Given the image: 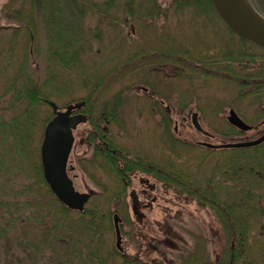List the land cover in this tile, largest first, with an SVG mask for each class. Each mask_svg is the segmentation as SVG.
Wrapping results in <instances>:
<instances>
[{"label":"rangeland","instance_id":"1","mask_svg":"<svg viewBox=\"0 0 264 264\" xmlns=\"http://www.w3.org/2000/svg\"><path fill=\"white\" fill-rule=\"evenodd\" d=\"M101 1L95 0L93 3L100 4ZM249 1L255 7L264 9L259 0ZM154 2L160 8L157 12L150 10L151 7L148 6L149 8L139 13V10L134 8L135 0L129 2L118 0V6L110 9L104 16L99 14L97 9L91 8L86 26L90 31H99L101 44L100 42L92 44L89 62L86 61V57L78 72L64 71L57 67L55 73L49 75L44 70L46 45L43 44L40 27L39 30L36 28L35 36L34 32L28 33L22 28L19 30L18 22L6 17V14L10 15L7 8L8 0H0L1 102L8 98V94L13 93L11 90L13 84L16 82L17 85L21 84L17 81L20 75L17 71L22 66L24 73L34 78L37 85L43 86L42 91L47 94L48 100L55 102L59 107L88 96L87 106L85 105L82 111L89 115V121L94 126L104 125V122L99 124L98 121V115L102 110L117 111V115L112 116L114 122L108 125L111 131L107 139L121 150L122 155L143 159L142 164L146 168L148 165L145 162L151 167L164 170L169 167L174 174L180 172L182 178L191 175L210 189L216 203L228 206L235 215L243 217L244 214H249L246 216L249 219L245 225L248 226V222L250 224L248 245L251 254L248 257L253 261V246L264 244V214L253 217L248 208L258 204L264 208V160L256 164L258 170L255 173L259 177H251L245 173V168L240 170L247 160L250 161L248 154L244 157L238 156L241 158L237 159V156L230 152L232 148L213 149L199 143L217 144L257 137L264 126L260 124L264 121V99L251 103V96L244 95L239 103L235 98L238 89L232 79H228L225 70L202 66L200 59L199 62H195V59L192 61L181 59L184 58L183 48L189 49L192 57H198L201 54L200 50L204 48H208L210 54L217 48L219 51L235 53L237 50L235 45L242 47L237 37L230 35L228 27L215 14L208 1L204 4L200 0L203 6L205 5L203 7L207 12L205 16L193 14L190 8L173 11L172 0ZM124 4L130 5L124 8ZM14 28L17 30L14 31ZM116 32L118 33L115 34ZM115 36H117L115 40H110ZM167 36H172L170 43L178 50L177 62L185 66L184 70H176V61L167 62V55L158 64L148 68L149 70L146 67L142 69V65L139 69L133 70L126 65L116 68L114 66L120 64L121 60L113 61L112 56L115 52H121V55L126 49L120 51V47L115 50L105 47L104 52L101 49L105 45L112 48V45L117 46L124 41L126 47L130 46L131 49L136 47L137 51L142 47L149 52L145 48L148 46H152L153 51H158L155 46L158 47L159 41L167 43ZM122 37L124 40L119 41ZM33 42L36 44L34 50ZM230 42L234 47H229V44H232ZM92 63H98L99 66L92 69ZM187 66H191L193 70ZM179 72L181 73L178 74ZM140 85L147 87L146 94L139 88ZM94 86L96 88L92 91ZM15 97L16 95L13 99L16 101ZM158 99H163L167 104V115L164 114V107ZM12 108L7 107L5 118L16 113L19 106L17 110L10 111ZM229 108H233L244 122L258 125L257 128L232 136L228 127L230 124L226 119ZM39 109L38 126H35L31 142L33 149L31 160L39 163L41 167L39 148L44 128L41 127V120L45 116L51 118L53 113L46 104L41 105ZM192 111L197 113L198 122L208 135L201 133L192 125L190 119ZM257 111L259 115L261 114L260 119L256 118ZM185 116L187 118L182 120ZM89 125L80 124L74 131L75 141L69 159L75 166L73 171L76 174L73 178L75 188L79 191H92V197L85 208L95 209L99 228L102 230L99 243L102 245L104 255L110 257L111 264H120L122 255L126 258H136L140 264H182L183 256L193 250L194 237L203 239L202 260L215 261L220 258L228 242L216 211L209 203L202 204L203 201L167 181V177L159 179L149 172L138 173L151 174V179L156 181L158 199L153 209L147 212L148 223L146 225L137 223L132 216L128 196L131 188L138 189L137 178L129 175L130 179L123 181L125 185L122 190L121 182L116 180L112 167L106 163L107 153L95 149V141L98 139L97 145H101V140L97 136L94 138L93 134L96 135V132H91ZM6 133L7 130L4 134ZM169 134L176 138L177 143L182 144L174 147V152L167 149ZM12 150L9 146L5 153L7 161H3L1 170L17 161L11 159ZM263 155L264 146L262 151L258 152V158H264ZM117 163L121 165L118 160ZM19 167L23 170L24 164H20ZM260 173L263 175L260 176ZM182 178L179 180L181 183ZM233 183L242 190L238 191ZM238 192L243 196L241 202L237 200L240 197ZM114 212L122 219L120 228L123 251L120 254L114 249L116 248L112 223ZM84 227L86 226L82 224V231H86Z\"/></svg>","mask_w":264,"mask_h":264},{"label":"trees","instance_id":"2","mask_svg":"<svg viewBox=\"0 0 264 264\" xmlns=\"http://www.w3.org/2000/svg\"><path fill=\"white\" fill-rule=\"evenodd\" d=\"M93 1L95 0H8L7 8H9L12 17L8 14H6V17L16 20L19 24L17 27L19 30L22 28L28 33L34 32V36L36 28L37 30L41 29L43 44L46 45L44 56L46 74H54L57 67L64 71L78 72L82 68L81 63L85 61L84 59L87 57L86 61L89 60L92 44L94 42H100L99 44H101L102 42L98 36L99 31H90V28L86 26V20L91 14L90 9H97L98 13L104 16L110 9L118 6V0H102L100 4H94ZM135 1L134 8L139 10V13L149 8L148 6L151 7L150 10L156 12L160 9L158 4L154 2L155 0ZM201 1L204 4L208 1L213 9L210 0ZM259 2L264 6V0H259ZM251 4L253 5L252 2ZM129 5L124 4L123 7L126 8ZM204 6L200 0H172L173 11L190 8L193 14L198 15L199 13L205 16L207 12L203 8ZM253 7L264 16V9L261 10L254 5ZM15 30L17 29L14 28ZM228 32L230 35L237 37L241 43L242 47L235 45L237 49L235 53L225 52L224 50L219 51V48H217L218 50L216 49V51L209 54V49L204 48L200 50L201 54H198V57H192L193 54L188 52L190 50L183 48L182 55L184 58L181 59L187 61L195 59V62H199L200 59L202 66L225 70L228 79H232L238 89L235 98L239 100V103L244 95L251 96V103L260 101L264 99V49L242 39L229 28ZM170 37L167 36V43L163 41V44L159 41L158 47L155 46L158 51H153L152 46L145 47L149 52L142 49V47L140 51H137L136 47L134 49H131L130 46L126 47L125 43L123 44L124 41L120 45H112V48L105 45L101 49L103 52L105 47L111 50L120 47V51L123 48L126 49L123 54L120 55L121 52H115L112 56L111 60L113 61L119 62L118 60H121L120 64L114 66L116 68L126 65L129 66L130 70H133L139 69V66L142 65V69L146 67L149 70L148 68L158 64L167 55V62L176 61V70H184L185 66H181L180 62H177L176 51L178 50L170 43ZM116 38L117 36L110 40ZM120 40H124V38H119ZM233 45V43L229 44V47H234ZM35 46L36 44L33 42V50ZM142 58H145V60L142 61ZM91 66L94 69L99 65L98 63H92ZM190 67L187 66V68L193 70ZM17 74H20L17 81L21 84L17 85V82L13 84L11 87L13 93L8 94V98H5L3 103L1 102L2 96H0V264H111L110 257L104 255L102 245L99 243L102 230L99 228L95 209L86 207L83 212H78L65 207L50 191L42 176L40 164L31 160L33 157L31 142L33 141L32 136L35 126H38V111L41 105H48V96L42 91V85H37L34 78L24 73L22 66H20ZM95 88V86L92 87V91ZM14 95H16V101L13 99ZM86 98L84 99L87 106ZM8 106L13 107L9 109L10 111L17 110V106H19V109L16 113L5 118ZM254 113H256V110ZM260 116L261 114L259 115L257 111L256 118L260 119ZM49 118L45 116L41 120V127L45 126ZM7 126H11V128L9 129ZM228 127L232 136L242 134V131L236 127L231 125ZM94 128L96 130V135L93 134L94 138L97 136L100 140L103 139L101 127L95 124ZM5 130L8 133L4 134ZM167 142L169 152H174V147L177 148L182 145L177 143L176 138L171 134H169V141ZM95 143L96 150L107 153L105 156L106 163L112 167V171L117 177L116 180L121 182L122 190L125 185L123 182L125 173L136 169L147 170L159 179H166L167 177V181L176 184L185 193L187 192L203 201L202 204L209 203L210 207L216 211L222 222L225 238L228 242L223 248L220 258L215 261L202 260L204 255L203 239L194 237L193 250L183 256L181 259L182 264H264V244L253 246V261L249 260L251 257H248L251 254L248 245V228L250 224L248 222V226H246L245 223L249 219L247 218L249 214H244L243 217L235 215L234 211L230 210L228 206L216 203L215 196L210 193V189L191 175H185L182 178L180 172L174 174L173 170L167 167V176H165L164 172L166 170L162 168L152 170L146 168L142 164V158L140 160L122 154L121 156L110 154L102 144L97 145L96 141ZM9 146L13 149L11 159L17 161L8 168L1 170L3 161H7L5 153ZM263 146L264 142L252 147L232 148L230 152L232 155L237 156V159L248 154L250 161L247 160L242 167L239 164L238 166L240 170L245 168L247 175L259 177L255 171L258 170L256 164L264 160V158H258V152L262 151ZM110 147L121 151L113 143L110 144ZM238 156L241 157L238 158ZM118 159L121 160V165L117 163ZM20 164H24L23 170L19 167ZM262 175L260 173V176ZM181 178L182 183L179 182ZM233 184L235 185V183ZM235 186H232V188H235ZM237 188L238 191L242 190L239 187ZM238 194H240V197L237 200L239 199V202H241L243 196L239 192ZM252 208L254 213H252ZM248 211L253 217H260L264 214V208L260 204L248 208ZM82 224L86 226L84 227L86 231H82ZM114 249L117 254H120L116 248ZM255 258L257 261H254ZM120 264H140V262L136 258H126L122 255Z\"/></svg>","mask_w":264,"mask_h":264},{"label":"water","instance_id":"3","mask_svg":"<svg viewBox=\"0 0 264 264\" xmlns=\"http://www.w3.org/2000/svg\"><path fill=\"white\" fill-rule=\"evenodd\" d=\"M212 7L223 23L236 35L246 41L264 49V16L261 15L249 0H210ZM53 116L47 121L43 129L42 140L39 148L42 174L52 194L65 207L71 210L83 212L85 204L90 197L88 191H79L73 184V176L69 174L74 166L69 161V154L73 145V130L77 125L86 121V115L82 112H74L84 106L85 101L68 103L63 109L47 100ZM193 126L208 135L198 122L197 113H191ZM230 125L241 131L251 129V125L244 122L234 111L228 109L226 116ZM264 141V130L255 138L244 141H233L226 143L201 142L199 144L213 148H240L258 145ZM143 178L140 177V180ZM130 207L136 214L137 200L134 192L130 194ZM119 216L113 214L114 244L122 251L121 234L119 228Z\"/></svg>","mask_w":264,"mask_h":264},{"label":"flooded vegetation","instance_id":"4","mask_svg":"<svg viewBox=\"0 0 264 264\" xmlns=\"http://www.w3.org/2000/svg\"><path fill=\"white\" fill-rule=\"evenodd\" d=\"M139 88H141L142 91H144L143 92L144 94L147 93V89H146L147 87H142L140 85ZM158 101H159V103H161L163 105L164 111H165L164 114L167 115V104L165 103V101L163 99H158ZM78 111H81V110H78ZM116 112L117 111L113 112L111 110H107L106 109L105 111H101L100 112V115H98V119H99V124H100V122H104V125L101 126V124H100L101 129L103 131V136H102L103 139H101V144L104 146V149L106 151L110 152V154H119L121 156V154H122L121 151H117L116 149L110 147V144L112 142L107 139L109 137L110 131H111V129H110V127H108V125L110 123L114 122L113 119H112V116H116L117 115ZM85 114L87 116V118H86L87 120L83 124H90L91 125V129H92L91 132H96L93 129L94 128L93 123H91L89 121V118H90L89 115L87 113H85ZM186 118L187 117L185 116V117L182 118V120H185ZM166 119L167 118L165 116V121H166ZM260 124H264V121L262 123H260ZM90 125H89V127H90ZM165 125H166V122H165ZM261 129L263 131L264 130V126ZM73 134H74V132H73ZM74 141H75V134H74ZM74 141H73V144H74ZM97 141H98V139L96 140V142ZM70 162H71V160H70ZM118 162H121V160L118 159ZM71 164H72V162H71ZM145 164L148 165V168L150 170L155 169V167H153V166L151 167L149 163L145 162ZM74 169H75V166H74ZM74 169L70 172V175H72V176L74 175L73 178L76 176V174L73 172ZM140 171L147 172V170H137V169L136 170H132V171L124 174V180L123 181H125V180L128 181L130 179L129 175L132 178H137V182H138V185H139L138 189L131 188V190L128 193V196H129V194L132 191L134 192L135 199L137 200L136 214L133 213L131 207H130V210H131L133 218L137 221V223L146 225L148 223L147 212H150L153 209L154 204H155V202L158 199V196L156 194V191H157L156 190V181L151 179V174L152 173L151 174H147L146 173V174L138 175V173ZM164 174H165V176H167V170L164 172ZM140 177H142L143 179L140 180ZM129 200H130V196H129ZM129 205H130V203H129ZM119 218H120V221H119V228H120V225H121L120 223L122 222V219H121V217H119ZM120 233H121V228H120ZM121 241H122V234H121ZM121 247H122V251H123V246L121 245Z\"/></svg>","mask_w":264,"mask_h":264}]
</instances>
